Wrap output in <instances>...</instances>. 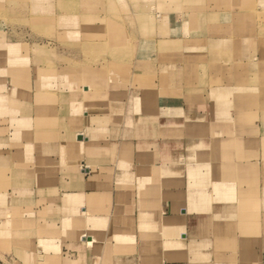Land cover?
Returning <instances> with one entry per match:
<instances>
[{
  "label": "crops",
  "instance_id": "1",
  "mask_svg": "<svg viewBox=\"0 0 264 264\" xmlns=\"http://www.w3.org/2000/svg\"><path fill=\"white\" fill-rule=\"evenodd\" d=\"M250 2L125 0L116 22L76 21L96 32L88 53L132 65L37 67L18 99L0 85V212L71 262L264 264V55L248 16L264 5ZM136 13L154 25L132 43L119 20L139 28ZM52 75L68 78L44 86Z\"/></svg>",
  "mask_w": 264,
  "mask_h": 264
},
{
  "label": "rangeland",
  "instance_id": "2",
  "mask_svg": "<svg viewBox=\"0 0 264 264\" xmlns=\"http://www.w3.org/2000/svg\"><path fill=\"white\" fill-rule=\"evenodd\" d=\"M124 1L73 0L72 2L78 5L77 8L81 14L95 18L92 22L93 25L101 27L104 23L103 19H110L113 16L115 18L114 22H116L117 16L122 19L121 17L127 15L126 13L112 11V6L118 3L122 4ZM249 1L251 0H248V5L251 4ZM36 2L18 0L17 4L13 5L8 11L0 9V85L3 89L6 88L7 92L14 98L18 99V90L21 91L25 88L26 81L31 79V75L34 70L36 72L37 67L43 69L52 67L61 70L63 67L66 69L73 66L97 68L105 65L106 68L115 66L120 71H127L131 67L132 61L119 58L116 62L112 59L113 55L105 50H96V53H94V49H92L90 50L92 51L91 54L88 53L84 45L90 40L96 39L86 38L83 33L84 29L75 38H71V35H69L71 31H80V29H63L59 27L52 31L49 27V30L45 29V27L37 28L31 18L32 15L36 14ZM52 2L55 6L52 8L56 16L61 18L71 15L61 11V7L58 4L63 2V0H44L43 3L47 5L52 4ZM111 2L114 4L111 5ZM252 2L254 3V0ZM142 15V13L135 14L137 19L140 18V23L138 22L139 28L135 29H127L125 27L127 21L125 18H123V20L125 19L124 21L119 20V24L124 27L123 32L126 35L124 38L126 40L129 38L132 43L136 40V36H149L153 31L151 27L154 25V18L151 17L150 19L147 17V20L143 21ZM153 15L155 16V14ZM248 16H250L249 20L253 21L254 24L251 28H256L254 21H257L256 23L261 26L260 33H258V40L261 43L264 40V38L260 37L261 32H264V20H262L264 8L260 12L252 9ZM249 31L250 29H248ZM93 36L95 35L90 37ZM13 44L16 45L15 52H13L14 55L5 50V46ZM100 46L102 47V45ZM129 46L134 47L135 50L139 47L142 52L145 48L144 45L129 44ZM103 48H105L104 45ZM95 56L98 58L95 59ZM65 78L68 77L57 78L52 75L48 79L45 78L44 82L48 80L49 83L51 81L53 88L62 87L59 84ZM104 79L106 78L104 77ZM45 84L46 82L43 85L45 86ZM76 85L79 87L81 85V88L87 90V87L82 84L78 85L77 83ZM7 216L10 219H7ZM15 218H18L17 213L4 214L0 212V264H82L80 261L71 262L66 260V255L63 254L61 247L53 244L48 245L44 242L46 237L40 234V230L31 229L29 226L20 227V225H17ZM38 232L39 234H37ZM54 238L51 237L50 239Z\"/></svg>",
  "mask_w": 264,
  "mask_h": 264
},
{
  "label": "bare ground",
  "instance_id": "3",
  "mask_svg": "<svg viewBox=\"0 0 264 264\" xmlns=\"http://www.w3.org/2000/svg\"><path fill=\"white\" fill-rule=\"evenodd\" d=\"M17 1L18 0H0V9H2L4 11L5 10L8 11L10 8H12L13 5L15 6L17 4L16 3ZM30 1H37L36 2L37 8L35 11L36 14L32 15V17H31L37 28L45 27V29L49 30V28H50L52 31L56 28H59V27L60 28L76 29V28H78L75 26L76 21H80V19L85 18L84 14H81V12L78 10V8H77L78 5L74 2H72L73 0L72 1L67 0L68 2H66L65 0H63V2H60V3L58 2L59 3L58 5H60L62 12L71 14V15L63 16L61 18H59L58 16L53 14L51 7H53L54 4L44 5V3H43L44 0H30ZM60 1H62V0H60ZM78 2H80V1H78ZM56 6H57V4H56ZM51 11H52V13H50ZM93 20H94V18H93ZM262 20H264V16H262ZM90 26H92L91 23L85 22V24L79 28L84 29L83 33L86 36L96 35V34H94V28H92ZM93 26L95 27V25H93ZM69 35H71V37H75L76 31L72 30ZM263 36H264V32L263 33L261 32L260 37L264 38ZM261 50H262V53L264 55V40L261 41ZM262 59H263L262 63H264V56ZM262 107H264V105H262ZM263 114H264V112H263Z\"/></svg>",
  "mask_w": 264,
  "mask_h": 264
}]
</instances>
